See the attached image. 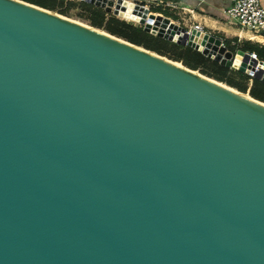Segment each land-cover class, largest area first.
Returning a JSON list of instances; mask_svg holds the SVG:
<instances>
[{"label": "water", "instance_id": "water-1", "mask_svg": "<svg viewBox=\"0 0 264 264\" xmlns=\"http://www.w3.org/2000/svg\"><path fill=\"white\" fill-rule=\"evenodd\" d=\"M139 8L143 32L264 83L263 62ZM0 264H264V103L0 0Z\"/></svg>", "mask_w": 264, "mask_h": 264}, {"label": "trees", "instance_id": "trees-1", "mask_svg": "<svg viewBox=\"0 0 264 264\" xmlns=\"http://www.w3.org/2000/svg\"><path fill=\"white\" fill-rule=\"evenodd\" d=\"M25 3L40 7L47 11H58L64 4L67 10L78 9L81 12L78 18L83 19L94 29L104 31L115 38L121 39L132 45L141 47L147 51L165 57L175 63L181 64L186 69L196 71L200 75L212 79L218 83L242 93L248 94L252 99L264 103V83L260 80L249 77L243 73L230 68H224L217 62L204 57L187 46L177 45L142 31L136 25L125 23L116 17L106 14L102 9L84 2H73L72 0H19ZM65 1H67L65 3ZM66 16V11L60 12ZM222 40L223 46L232 54L242 52L254 54L257 61L264 63V45L251 41H239L237 38Z\"/></svg>", "mask_w": 264, "mask_h": 264}, {"label": "crops", "instance_id": "crops-1", "mask_svg": "<svg viewBox=\"0 0 264 264\" xmlns=\"http://www.w3.org/2000/svg\"><path fill=\"white\" fill-rule=\"evenodd\" d=\"M163 5H171L164 2ZM264 7V0H261ZM229 6L227 0H180L172 5V9L181 12L182 25L190 28L192 25H199L202 30L211 35L224 36V38H237L264 45V31L259 34H252L239 30L235 25L227 21L222 12Z\"/></svg>", "mask_w": 264, "mask_h": 264}, {"label": "built area", "instance_id": "built-area-1", "mask_svg": "<svg viewBox=\"0 0 264 264\" xmlns=\"http://www.w3.org/2000/svg\"><path fill=\"white\" fill-rule=\"evenodd\" d=\"M70 1V0H67ZM229 6L222 12L224 18L231 24L235 25L239 30L252 34H259L264 31V7L261 0H227ZM172 8V5H166ZM194 30L205 33L199 25H192L186 28V32ZM252 59L256 60L254 54H248Z\"/></svg>", "mask_w": 264, "mask_h": 264}, {"label": "rangeland", "instance_id": "rangeland-1", "mask_svg": "<svg viewBox=\"0 0 264 264\" xmlns=\"http://www.w3.org/2000/svg\"><path fill=\"white\" fill-rule=\"evenodd\" d=\"M128 2H131L133 4H138L139 6H144V7H148L150 9V11L154 14H160L162 15L163 17L165 18H168L171 22H173L174 24L178 25V26H182L180 25L182 23L181 21V18H183V16L181 15V12L178 13L176 9H172V8H168L167 6L165 5H151V4H148L145 0H126ZM67 1H65L66 3ZM73 2H80V1H73ZM63 11H66L67 15L66 16H63L60 14V12H63ZM81 11L78 10V9H70V10H67V7L66 5L64 4L61 8L58 9V11H53L52 13L54 14H57L61 17H64V18H67L69 20H72V21H75L77 23H81V24H84V25H88V23L86 21H84L83 19H80L78 18V14L80 13ZM111 15V14H110ZM113 16V15H111ZM115 17V16H113ZM118 18L119 20H122L124 21L125 23H128V24H132V25H136V26H139L137 23L133 22V21H130L128 19H123V18H119V17H116ZM90 27V26H89ZM140 27V26H139ZM97 30V29H96ZM101 31V30H100ZM104 32V31H103ZM216 36V35H215ZM218 38V37H217ZM222 38H224V36H222ZM224 39H234V38H224ZM239 41H244L243 39H238ZM246 41V40H245ZM165 58V57H164ZM236 71V70H235ZM250 77V76H249ZM223 85V84H222ZM226 86V85H225ZM247 94V93H246Z\"/></svg>", "mask_w": 264, "mask_h": 264}, {"label": "bare ground", "instance_id": "bare-ground-1", "mask_svg": "<svg viewBox=\"0 0 264 264\" xmlns=\"http://www.w3.org/2000/svg\"><path fill=\"white\" fill-rule=\"evenodd\" d=\"M130 7L132 8L131 10H129V11H125L124 9H122L121 11L122 12H120V9H118V10H116V12L117 13H123V15H124V18L125 19H128V20H130V21H133V22H137L138 21V19H139V17H140V14H141V12H140V6H136V5H130ZM100 31V30H99ZM101 32V31H100ZM240 58V55L239 54H237L236 55V59H239ZM254 63H256V62H254ZM176 65H178L179 66V64L178 63H175ZM256 65V64H255ZM262 68L264 69V67L262 66Z\"/></svg>", "mask_w": 264, "mask_h": 264}]
</instances>
